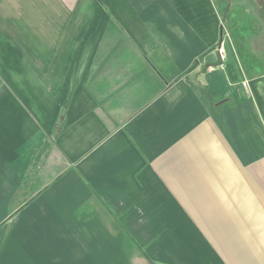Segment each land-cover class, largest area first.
Listing matches in <instances>:
<instances>
[{"label":"crops","instance_id":"crops-1","mask_svg":"<svg viewBox=\"0 0 264 264\" xmlns=\"http://www.w3.org/2000/svg\"><path fill=\"white\" fill-rule=\"evenodd\" d=\"M214 0H0V264H264V73Z\"/></svg>","mask_w":264,"mask_h":264},{"label":"rangeland","instance_id":"rangeland-1","mask_svg":"<svg viewBox=\"0 0 264 264\" xmlns=\"http://www.w3.org/2000/svg\"><path fill=\"white\" fill-rule=\"evenodd\" d=\"M225 43L245 75L264 73V0H214Z\"/></svg>","mask_w":264,"mask_h":264}]
</instances>
